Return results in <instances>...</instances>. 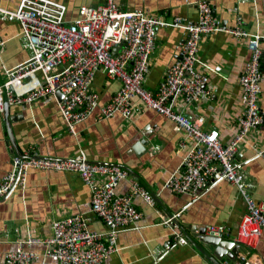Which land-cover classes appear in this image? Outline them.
<instances>
[{"label": "built area", "instance_id": "obj_1", "mask_svg": "<svg viewBox=\"0 0 264 264\" xmlns=\"http://www.w3.org/2000/svg\"><path fill=\"white\" fill-rule=\"evenodd\" d=\"M196 7V19L177 17L169 23L142 9H123L117 0H105L100 5L83 4L74 18H68L66 4L56 0H20L14 10L0 6L2 20L19 22L24 46L31 53L26 61L6 70L4 81L0 79V111L4 112L5 101L10 106H31L39 100L55 98L68 131L76 135L77 125L91 118L102 121L120 114L130 119L135 112L134 99H138L185 132L179 144V150L185 151L181 164L168 177L164 188L173 194L189 195L193 202L222 182L235 185L246 208L235 241L256 248L264 232V200L254 196L253 184L247 180L236 155L248 134L264 125V111L259 102L264 34L244 27L241 16L236 18V25L222 24L208 0L196 1ZM170 25L183 28L187 36L179 57L168 67L158 89L153 90L146 85L151 55L159 28ZM216 32L228 33L238 41L246 40L250 52L239 79L244 110L239 130L229 141L221 139L219 129L205 127V116L191 118L174 109L179 97L188 104L212 99L210 71L218 75L221 72L206 66L200 51L203 39ZM6 43L7 39L0 36V56ZM99 71L120 82L105 104L94 88ZM32 169L79 173L91 191V211L106 229L90 228L85 214L55 218L48 238L42 239L28 230L25 238L17 239L16 248L6 255V264H30L41 257L57 264H104L119 250V234L144 216L134 199L141 197L152 206L157 203L139 180L133 182L128 193H118L120 182L131 175L120 164L91 161L84 149L73 157L54 158L42 156L32 147L22 154H13L10 171L0 177V203L17 189L26 190ZM183 211L163 218L162 224L171 225L177 241L187 245L185 232L175 223ZM195 228L202 238H223L231 232L226 224ZM41 243L45 245L43 253L27 248ZM240 264L262 262L256 257L243 259Z\"/></svg>", "mask_w": 264, "mask_h": 264}, {"label": "crops", "instance_id": "obj_2", "mask_svg": "<svg viewBox=\"0 0 264 264\" xmlns=\"http://www.w3.org/2000/svg\"><path fill=\"white\" fill-rule=\"evenodd\" d=\"M66 4L67 17L78 15L79 6L100 5L105 0H56ZM198 0H117L123 9H142L147 14L173 23L175 18L196 19ZM213 3L218 20L224 25H236L242 17L244 27L264 34V0H208ZM20 0H0V6L16 9ZM21 26L17 21L0 18V36L7 39L0 56V79H6V70L26 61L30 51L24 46ZM186 32L178 26L160 27L156 46L150 60L146 85L158 89L168 67L179 57ZM262 93L260 106L264 111V39L262 41ZM200 57L212 71L210 82L213 97L202 103L188 104L183 97L174 102V109L191 118L203 115L207 129L217 128L223 141H229L239 130L243 114L240 75L250 57L246 40L238 41L225 32L205 37ZM120 87V82L97 72L94 88L101 94V103L109 102ZM135 112L130 119L120 114L97 121L94 118L77 125V134L68 131L67 124L55 98L39 100L31 106L9 105L13 120L6 124L0 111V177L11 169L13 154H22L32 147L45 157L65 158L75 156L84 149L91 161L115 163L133 171L117 187L118 193H128L133 182H143L157 194L154 206L141 197L134 199L144 212L135 226L119 234V250L110 255L104 264H213L196 247L201 236L195 227L209 224H226L231 232L223 240H236L238 226L246 210L237 187L222 182L202 198L193 201L186 194H173L164 188L168 177L181 164L184 150L179 144L185 132L178 129L169 118L143 106L134 99ZM156 147H158L156 149ZM236 160L249 182L253 194L264 200V125L252 130L239 146ZM131 173V172H130ZM184 210L175 223L187 231L191 240L180 244L171 225L162 224L163 218ZM85 214L90 228L105 230L103 221L91 211V191L77 172L38 170L29 172L27 188L20 189L0 203V264H6V255L16 248V240L25 238L28 230L42 239L52 235L51 223L55 218ZM174 224V222H173ZM193 240V241H192ZM239 246V247H238ZM210 247V246H208ZM43 253L45 245L27 246ZM213 249L212 247H210ZM233 249L239 258L220 256L222 264H238L240 258H260L264 264V232L256 248L237 244ZM231 253L225 249L223 253ZM30 264H57L41 257Z\"/></svg>", "mask_w": 264, "mask_h": 264}, {"label": "water", "instance_id": "obj_3", "mask_svg": "<svg viewBox=\"0 0 264 264\" xmlns=\"http://www.w3.org/2000/svg\"><path fill=\"white\" fill-rule=\"evenodd\" d=\"M120 47L116 48L114 50L115 53H117L118 49ZM58 97L61 98L62 94L61 92L58 93ZM9 104L7 101H5V109H4V115L6 118V124L8 125V127H10V122L11 120H13V118L10 117L9 115ZM16 154H19V152H17L16 150ZM129 170V169H128ZM131 172V174L133 173V171L129 170ZM148 188V187H147ZM149 189V188H148ZM149 191L151 192V194L154 196V198L156 199L157 202H159L158 196L156 193H154L153 191H151L149 189ZM170 216H172L170 214ZM194 228V232H195ZM185 236L188 237L190 240L192 239L190 237V235L188 234L187 231H185ZM204 233V229H201L200 234L202 235ZM199 236V235H197ZM193 241V240H192ZM202 244H196L195 241H193V243L196 245V247L202 252V254L207 257L213 264H222L218 259L220 258V256H225L227 255L228 257L232 258L233 260L235 259V257L239 258V254L238 252H236L235 249H233V247H235L237 244L239 245V243H237L235 240H223L222 238H215V237H209V236H204L203 238H201ZM212 247L213 249H211L210 247ZM239 247V246H238ZM230 250L231 253H223L224 250ZM243 259L240 258V261H242ZM240 264V263H238Z\"/></svg>", "mask_w": 264, "mask_h": 264}, {"label": "rangeland", "instance_id": "obj_4", "mask_svg": "<svg viewBox=\"0 0 264 264\" xmlns=\"http://www.w3.org/2000/svg\"><path fill=\"white\" fill-rule=\"evenodd\" d=\"M2 81H4V79L1 78Z\"/></svg>", "mask_w": 264, "mask_h": 264}]
</instances>
